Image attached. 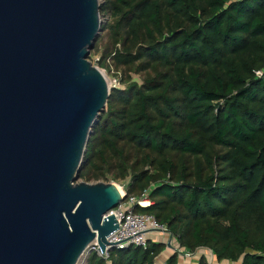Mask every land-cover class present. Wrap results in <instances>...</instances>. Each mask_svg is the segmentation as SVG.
Listing matches in <instances>:
<instances>
[{"label":"trees","instance_id":"16d2710c","mask_svg":"<svg viewBox=\"0 0 264 264\" xmlns=\"http://www.w3.org/2000/svg\"><path fill=\"white\" fill-rule=\"evenodd\" d=\"M100 15L114 66L153 76L110 90L78 178L147 191L134 212L181 245L264 264V0H104ZM162 247L113 249L110 264H154Z\"/></svg>","mask_w":264,"mask_h":264},{"label":"water","instance_id":"95a60500","mask_svg":"<svg viewBox=\"0 0 264 264\" xmlns=\"http://www.w3.org/2000/svg\"><path fill=\"white\" fill-rule=\"evenodd\" d=\"M100 0H0V264H78L114 248L108 183L74 184L110 94L88 56Z\"/></svg>","mask_w":264,"mask_h":264},{"label":"rangeland","instance_id":"374dc122","mask_svg":"<svg viewBox=\"0 0 264 264\" xmlns=\"http://www.w3.org/2000/svg\"><path fill=\"white\" fill-rule=\"evenodd\" d=\"M101 5H103L104 0H100ZM101 16V15H100ZM101 26L103 25H111L113 23L112 20H110L109 16H101ZM107 32L101 30L97 39L98 45L96 46V49L94 52H91L88 56V61L94 66L99 68L103 74L105 75L110 89L112 88H119L123 89L126 85V83H136L138 85H141L142 82L144 81L145 78L153 76V73H144V74H135L131 71H124L121 68H116L114 64L111 62L112 70L106 66H100V62L102 60V54L104 53V49L108 48V54L111 53V55L107 59H111L112 61V55L113 53L115 54L114 51L120 50V45H111L109 43V40H107ZM106 59V60H107ZM105 60V62H106ZM264 68V64H263ZM263 70V69H262ZM88 184V185H94L98 183H103V184H114L117 186L122 193L125 192V187L127 186L128 182L126 181H114L110 178L106 180H99V181H94L89 178H76L74 181V184ZM168 231V230H167ZM160 241L158 244H161L163 247L161 249V252L154 258V264H167L168 261V255H176L173 254L172 249L169 248V244L174 246H178V249H183L184 251H190L194 254V257L191 259H187L181 255H176L177 257V263L176 264H197L199 259L201 257H204V259L207 261L208 259L210 260L211 264H240L241 259L239 258L238 261L236 262H231L229 260H217L215 254L213 251L207 247V246H199L196 247L195 249L189 248L187 245H181L176 237H174L170 232H168L166 235H161L160 236ZM88 250L83 254V257L79 261L78 264H86V256H87ZM168 258V259H167Z\"/></svg>","mask_w":264,"mask_h":264},{"label":"built area","instance_id":"2783aa9c","mask_svg":"<svg viewBox=\"0 0 264 264\" xmlns=\"http://www.w3.org/2000/svg\"><path fill=\"white\" fill-rule=\"evenodd\" d=\"M114 56V53L112 57ZM111 59L106 60V66L112 70ZM257 78L262 76V70L255 71ZM123 195H125L123 193ZM148 192L145 191L141 196H129L125 197L118 206L113 208L108 215H113L118 225V230L108 236L107 242L114 246L113 249L122 250L128 247L145 249L149 242L159 243L160 236L168 233L167 228L160 224L156 218L151 214H139L134 212L135 206L145 207L149 205ZM153 235V236H152ZM169 248L172 249L173 254L181 255L187 259L194 257V254L190 251H184L178 249V246H172L169 244ZM112 248L106 247V250L102 254L100 248L95 244L93 245L91 252L98 258L102 259L106 264H110V252ZM207 264H211L208 259Z\"/></svg>","mask_w":264,"mask_h":264},{"label":"bare ground","instance_id":"6f19581e","mask_svg":"<svg viewBox=\"0 0 264 264\" xmlns=\"http://www.w3.org/2000/svg\"><path fill=\"white\" fill-rule=\"evenodd\" d=\"M117 188H118V187H117ZM118 190H119L120 195L122 196V194H123L122 191H121L119 188H118Z\"/></svg>","mask_w":264,"mask_h":264},{"label":"crops","instance_id":"0c3cea01","mask_svg":"<svg viewBox=\"0 0 264 264\" xmlns=\"http://www.w3.org/2000/svg\"><path fill=\"white\" fill-rule=\"evenodd\" d=\"M152 236H153V235H152ZM170 256H171V254L168 255V258H169ZM168 258H167V259H168Z\"/></svg>","mask_w":264,"mask_h":264}]
</instances>
